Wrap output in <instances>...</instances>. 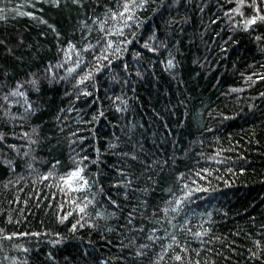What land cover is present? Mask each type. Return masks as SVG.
Listing matches in <instances>:
<instances>
[{"label": "trees", "instance_id": "16d2710c", "mask_svg": "<svg viewBox=\"0 0 264 264\" xmlns=\"http://www.w3.org/2000/svg\"><path fill=\"white\" fill-rule=\"evenodd\" d=\"M0 264H264V0H0Z\"/></svg>", "mask_w": 264, "mask_h": 264}, {"label": "snow or ice", "instance_id": "6c2138e0", "mask_svg": "<svg viewBox=\"0 0 264 264\" xmlns=\"http://www.w3.org/2000/svg\"><path fill=\"white\" fill-rule=\"evenodd\" d=\"M126 8H127V5L125 6ZM254 22V21H253ZM169 63H171V62H169ZM32 84L35 86L36 84H37V82L36 81H32ZM29 108H31V106L29 105ZM79 171L80 170H77V172L76 173H73V175L75 176V175H78V173H79ZM86 183V182H85Z\"/></svg>", "mask_w": 264, "mask_h": 264}]
</instances>
